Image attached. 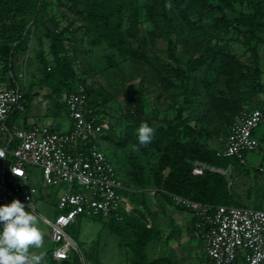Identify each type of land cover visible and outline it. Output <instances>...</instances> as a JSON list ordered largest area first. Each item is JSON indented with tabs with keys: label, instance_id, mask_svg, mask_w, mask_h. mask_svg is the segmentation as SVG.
I'll use <instances>...</instances> for the list:
<instances>
[{
	"label": "rangeland",
	"instance_id": "1",
	"mask_svg": "<svg viewBox=\"0 0 264 264\" xmlns=\"http://www.w3.org/2000/svg\"><path fill=\"white\" fill-rule=\"evenodd\" d=\"M88 1L98 3L102 0ZM113 1L120 5L119 29L133 45L139 40L129 36L127 30L133 26L131 6L137 7L140 36L145 40L142 46L150 58L149 62L122 53L103 37L92 34L85 0H32L31 9L25 15L31 31L22 48L12 57L14 75L21 88L25 90L29 84L38 82L45 76L43 59L46 62L52 59L50 40L46 33L57 25L63 30L65 53L76 76L93 80L96 86L103 87L104 91L111 94V99L100 107V113L117 131L122 130L129 122L130 112L137 100L142 98L147 115H157L165 120L175 117L182 106L189 125L200 130L199 139L205 140L211 148H218V132L226 123L225 116L229 114L230 118H235L240 109L254 106L264 99V0L235 2L236 11L257 13L256 33L261 41L256 43V50L260 57V81L263 89L257 91L255 79L245 67L252 63L250 51L244 49L240 39L232 32L231 37L217 43L219 59L210 65L213 70L209 73L211 75H207V64L191 73L192 91L187 101L183 88L179 85L180 80L174 75L172 68L185 66L189 59L206 53V46L215 42L213 39L210 43L208 37L202 35L197 28L199 13H185L184 3L178 0ZM149 2L165 13L170 23L162 13H153L147 7ZM226 12L231 17L237 15V12ZM0 41H6L5 34L1 32ZM3 65V58L0 57V76L8 77L9 72L4 70ZM222 67L223 71L220 72ZM63 98L64 95L59 98L50 85L35 84L29 107L25 112L19 113L18 119L22 120L27 116L34 122L65 127L64 110L56 107L57 102ZM256 134L264 138V123L256 128ZM132 145L133 140L129 138L125 144L112 148L122 166L141 170L148 207L143 210V214L136 212L135 218L125 222L121 234L110 230L107 218L95 215H80L69 225V234L75 238L86 259L92 264H132L131 242L141 225H153L160 231V237L147 246L150 257L169 254L172 249L175 250L176 242L171 239L181 241V227L176 225L175 218L170 214L173 208H180L163 200L154 182L159 150L150 147L146 152L140 153L133 151ZM109 154L113 157L110 150ZM244 166L249 172L237 167L229 174L231 192L251 207L264 209V175L257 169L264 166V145L246 153ZM27 171V181L36 189L35 213L39 216L40 227L44 231L43 246L34 251L44 256L42 264H51L50 250L54 243L51 241L50 227L41 216L53 219L58 211V196L69 186L61 184L52 187L46 184L38 166L30 165ZM192 255L194 260H190L189 264H194V261L198 263L200 256Z\"/></svg>",
	"mask_w": 264,
	"mask_h": 264
},
{
	"label": "built area",
	"instance_id": "2",
	"mask_svg": "<svg viewBox=\"0 0 264 264\" xmlns=\"http://www.w3.org/2000/svg\"><path fill=\"white\" fill-rule=\"evenodd\" d=\"M63 95L67 108L65 127L40 122L22 125L16 120L10 127V116L25 112L28 101L19 85L0 86V206L8 205V199H12L30 210L31 202L36 212V189L27 181L30 165L38 166L45 183L52 187L68 184L58 196V211L53 219L41 216L50 227L54 243L50 259L53 264L73 259L76 264H92L69 234V225L84 214L122 220L136 207L124 191L139 189L120 179L102 137L110 124L90 101L84 84L75 83ZM262 123L264 108H245L220 137L217 155L232 157L244 165L246 153L261 146L254 131ZM203 169L196 161L193 171L200 174ZM257 169L264 175V166ZM166 194L173 204L194 216V228L203 236L204 264H264L263 208L212 204Z\"/></svg>",
	"mask_w": 264,
	"mask_h": 264
},
{
	"label": "trees",
	"instance_id": "3",
	"mask_svg": "<svg viewBox=\"0 0 264 264\" xmlns=\"http://www.w3.org/2000/svg\"><path fill=\"white\" fill-rule=\"evenodd\" d=\"M85 1L86 9L89 13L88 18L91 24L90 31L92 34L103 37L111 46L116 47L122 53L147 62L150 61L148 54L142 46L145 40L143 36H140L138 9L136 6H131L133 26L127 30L129 36L139 40L136 45H133L129 38L125 37V33L119 29L121 11L119 3L113 0H102L98 3L89 2L88 0ZM178 1L184 3L183 9L185 13L189 14L194 11L199 13V18L196 21L197 28L202 35L208 37L210 43H212L213 39L215 41L213 44L206 46V53L189 59L185 66L172 68L174 75L180 80L179 85L183 88L185 100L187 101L192 91L191 73L199 71L202 66L207 64V75L210 76L211 74L209 73L213 71L210 69V65L219 59L220 50H217V43L231 37L232 32L236 34V38L240 39V43L244 46V49L249 50L253 57L252 63L249 65L246 64L245 67L255 79L254 85L257 86V91H261L263 85L260 81V57L256 50V43L261 41V37L256 33L257 13L244 12L242 10L236 11L235 8V2H250L252 0H216L215 2L213 0ZM31 3L32 0H0V32L6 36V41H0V57L4 61V70L9 72L8 77L0 76V86L2 84L6 87L20 86L14 75V62L12 57L14 53L22 48L27 34L31 31L27 26L28 18L25 16L31 9ZM147 7L153 13H162L170 23L166 14L159 7H153L151 2L147 4ZM227 10L237 12V15L234 17L228 16ZM46 35L50 40L49 48L52 55V62H46L43 59V66L46 72L45 76L38 80V82L29 84L25 90L23 89L24 96L28 101L27 108L31 100L32 87L35 84L50 85L59 98H61L64 92L70 89L75 83L81 82L85 86L90 101L95 103L96 107L99 108L97 111H100V107L111 99V94L104 91L103 87L96 86L93 80L76 76L75 70L71 66L65 53L62 29L54 25L52 29L47 31ZM253 41H255V44H252ZM227 61L229 62V60ZM223 67L219 70L220 72L223 71ZM211 97L212 99L214 98L213 96ZM223 101L227 102V100ZM254 106L264 108V99ZM56 107L58 109L62 108L65 115H67V108L63 99L57 102ZM248 107H252V105ZM183 109L180 106L175 117L170 120H165L164 118H158L157 115H147L144 108V100L139 98L134 109L130 112L129 122L126 123L122 130L117 131L114 125L110 124L109 129L104 132L102 137L105 149L108 153L109 150L111 151L120 179L129 187L139 189L124 191L136 207L130 213H125L122 220H116L114 218L108 219L107 225L111 231L121 234L122 225L135 218L136 212L143 214V210L148 207L146 198L144 197L145 193L143 192L144 179L141 177V170H134V168L122 166L117 159L115 149L112 148L113 146L116 148L121 144H125L129 138H132L133 144L138 145L137 129L142 122H147L149 126L154 127L155 135L151 144L147 147H141L138 152L144 153L150 147H155L159 150L160 153L155 162L154 182L163 200L172 203L166 194V192H171L200 202L249 205V203L243 202L237 196L235 197L231 192L229 182V174L235 168L245 169L246 172H249V169L232 157L217 155V148H211L205 140H200L198 135L200 130H195L194 127L189 125L187 118L183 115ZM243 110L240 109L237 116ZM228 115L225 116L227 120L224 127L218 132L220 137L226 133L228 127L237 118V116L230 118ZM18 116L19 113L17 112L10 116L8 119V125L10 127L18 119ZM196 161L204 166L203 172L200 174L193 171ZM211 167L220 168L223 171L214 170ZM12 201V199H8V204ZM175 206L179 207L177 205ZM25 210L27 211L26 207ZM159 237V229L153 225L149 227L147 225H141L139 232H137L136 237L131 242L133 251V256L131 257L132 264H178L167 254L157 257H150L148 255V244ZM51 264H53L52 261ZM56 264L76 263L73 259L61 261Z\"/></svg>",
	"mask_w": 264,
	"mask_h": 264
},
{
	"label": "clouds",
	"instance_id": "4",
	"mask_svg": "<svg viewBox=\"0 0 264 264\" xmlns=\"http://www.w3.org/2000/svg\"><path fill=\"white\" fill-rule=\"evenodd\" d=\"M154 135V127L142 122L137 129L138 145L133 144L132 150L140 151L141 147L150 145ZM0 158H3L2 152ZM28 208L26 211L19 200L0 206V264H42L44 256L34 250L43 246L44 231L31 202Z\"/></svg>",
	"mask_w": 264,
	"mask_h": 264
},
{
	"label": "crops",
	"instance_id": "5",
	"mask_svg": "<svg viewBox=\"0 0 264 264\" xmlns=\"http://www.w3.org/2000/svg\"><path fill=\"white\" fill-rule=\"evenodd\" d=\"M16 123L18 124H32L34 121H31L27 116L25 118L17 119ZM51 125V124H50ZM54 126V125H51ZM254 134H256V129L254 131ZM261 141V146L264 145V138H261L257 136ZM181 209V208H180ZM177 208H173L170 210V214L175 218V223L179 227H181V243L179 241H176L174 238L171 239L173 242H176L175 250L172 249L171 252L167 255L171 257V259L178 264H189L190 260H194L193 255L200 256L198 259V263L194 261V264H199L200 260L204 264L205 260V254H204V241L203 236L200 230L194 228V216L192 213H187L184 210H180ZM164 255V254H161ZM160 255H156L154 257H157Z\"/></svg>",
	"mask_w": 264,
	"mask_h": 264
},
{
	"label": "water",
	"instance_id": "6",
	"mask_svg": "<svg viewBox=\"0 0 264 264\" xmlns=\"http://www.w3.org/2000/svg\"><path fill=\"white\" fill-rule=\"evenodd\" d=\"M212 169H214V170H218V171H223L222 169H220V168H216V167H212Z\"/></svg>",
	"mask_w": 264,
	"mask_h": 264
}]
</instances>
